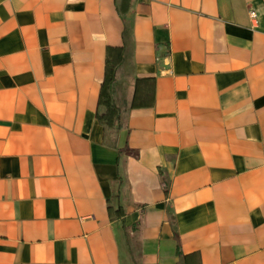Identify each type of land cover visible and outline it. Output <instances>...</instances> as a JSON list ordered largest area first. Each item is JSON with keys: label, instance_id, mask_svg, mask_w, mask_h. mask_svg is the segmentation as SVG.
<instances>
[{"label": "crops", "instance_id": "1", "mask_svg": "<svg viewBox=\"0 0 264 264\" xmlns=\"http://www.w3.org/2000/svg\"><path fill=\"white\" fill-rule=\"evenodd\" d=\"M0 264H264V0H0Z\"/></svg>", "mask_w": 264, "mask_h": 264}, {"label": "trees", "instance_id": "2", "mask_svg": "<svg viewBox=\"0 0 264 264\" xmlns=\"http://www.w3.org/2000/svg\"><path fill=\"white\" fill-rule=\"evenodd\" d=\"M117 65L108 66L106 76L100 89V104L105 107L104 114L99 115L98 119L104 126L115 127L114 124L119 120V109L112 97V85L115 81ZM107 130V129H104Z\"/></svg>", "mask_w": 264, "mask_h": 264}, {"label": "built area", "instance_id": "3", "mask_svg": "<svg viewBox=\"0 0 264 264\" xmlns=\"http://www.w3.org/2000/svg\"><path fill=\"white\" fill-rule=\"evenodd\" d=\"M249 16L252 20H255V13L250 11Z\"/></svg>", "mask_w": 264, "mask_h": 264}]
</instances>
